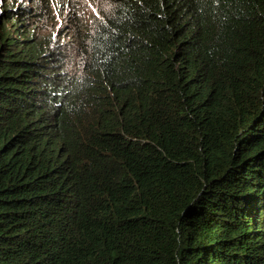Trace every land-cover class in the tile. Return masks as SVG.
I'll return each mask as SVG.
<instances>
[{"label":"trees","instance_id":"trees-1","mask_svg":"<svg viewBox=\"0 0 264 264\" xmlns=\"http://www.w3.org/2000/svg\"><path fill=\"white\" fill-rule=\"evenodd\" d=\"M104 1L64 77L0 1V264H264V0Z\"/></svg>","mask_w":264,"mask_h":264},{"label":"rangeland","instance_id":"rangeland-1","mask_svg":"<svg viewBox=\"0 0 264 264\" xmlns=\"http://www.w3.org/2000/svg\"><path fill=\"white\" fill-rule=\"evenodd\" d=\"M7 1L23 3V0ZM78 5V11H76ZM53 7L58 12L46 22L39 33L42 36H52L57 43H61L65 48L69 47L68 43H78L79 39L86 35V31L92 28L94 21L102 18V10L107 9L104 0H55ZM54 17L56 19H53ZM175 264H179V262H175Z\"/></svg>","mask_w":264,"mask_h":264},{"label":"clouds","instance_id":"clouds-1","mask_svg":"<svg viewBox=\"0 0 264 264\" xmlns=\"http://www.w3.org/2000/svg\"><path fill=\"white\" fill-rule=\"evenodd\" d=\"M55 0H23V3L16 1L15 3L9 2V7H18L23 6L25 8H28L29 10L31 8H34L35 10H38L39 12H42L47 17L45 18V22H40V27L43 28L46 24V22L51 19L58 11L53 7ZM19 4V5H18ZM79 5L76 7V11H78ZM53 19H56L55 17ZM50 22V21H49ZM48 22V24H49ZM100 20H95L92 28L88 29L86 31V35H92L94 30L98 29L100 26ZM82 38V37H81ZM81 38L79 39L78 43H68L69 47L65 48L62 47L61 43H57L52 36H42L40 38L41 43L45 49V51L51 52L52 57L48 61L47 64H53L54 70L61 72V77H64L66 73L74 75L76 72V55H77V49L81 42ZM72 45H75L76 47H70ZM178 230V228H176Z\"/></svg>","mask_w":264,"mask_h":264}]
</instances>
